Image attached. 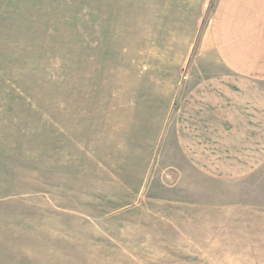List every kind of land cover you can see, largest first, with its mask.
Here are the masks:
<instances>
[{
  "label": "rangeland",
  "instance_id": "rangeland-1",
  "mask_svg": "<svg viewBox=\"0 0 264 264\" xmlns=\"http://www.w3.org/2000/svg\"><path fill=\"white\" fill-rule=\"evenodd\" d=\"M109 10L0 0V264H252L215 259L219 238L208 249L204 228L155 211L144 156L124 163L109 140L110 68L151 38Z\"/></svg>",
  "mask_w": 264,
  "mask_h": 264
},
{
  "label": "crops",
  "instance_id": "crops-1",
  "mask_svg": "<svg viewBox=\"0 0 264 264\" xmlns=\"http://www.w3.org/2000/svg\"><path fill=\"white\" fill-rule=\"evenodd\" d=\"M103 1L151 37L109 73V140L144 156L142 196L219 238L215 259L264 264V0Z\"/></svg>",
  "mask_w": 264,
  "mask_h": 264
}]
</instances>
